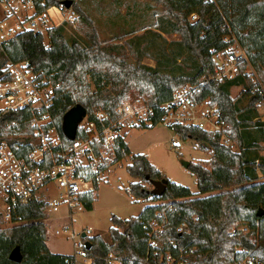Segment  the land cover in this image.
I'll return each mask as SVG.
<instances>
[{
    "label": "trees",
    "instance_id": "16d2710c",
    "mask_svg": "<svg viewBox=\"0 0 264 264\" xmlns=\"http://www.w3.org/2000/svg\"><path fill=\"white\" fill-rule=\"evenodd\" d=\"M106 1L109 7L103 6ZM121 1L100 0V9L111 8L120 18L124 14ZM126 2L125 11L142 27L134 40L125 41L126 45L103 37L87 0H36L37 12L61 4L73 6L79 36L68 33L64 22L48 30V43L44 33L26 30L0 46V77L6 78L8 63L26 62L40 76L60 83L52 115L63 136V117L78 104L89 115L94 109L114 114L133 91L152 104H162L177 88L209 79L217 64V52L227 53L239 46L247 61L233 79L201 84L196 96L198 101L207 99L218 107L234 146L197 127H171L179 136L195 139L211 154L204 161L189 164L197 192L168 179L144 153H133L126 139L120 142L114 162L129 159L127 171L136 179L126 190L148 204L137 216H112L110 241L101 235L86 236L91 242L87 253L92 264H110L111 254L118 264H160L167 254L176 264H231L233 257L246 255L264 258V156L260 154L264 121L259 112L264 100V0ZM192 14L198 18L192 20ZM175 34L177 39H168ZM226 36L234 39L226 42ZM127 47L134 57L129 56ZM146 56L156 61L154 67L142 63ZM240 85L244 90L234 96L233 89ZM241 94L247 97L246 104H242ZM28 116L14 110L0 113V145L30 141L34 131L30 123L13 125ZM94 180L98 191L102 180ZM154 181H165L162 195L145 186ZM97 191L85 197L86 209L93 208ZM46 207L47 203L38 199L11 209V221L17 223L0 228V264H68L72 254L53 253L47 246L43 221ZM3 221L0 213V224ZM182 223L186 226L181 232ZM244 226L246 232L241 230ZM16 246L21 249L22 262L9 258Z\"/></svg>",
    "mask_w": 264,
    "mask_h": 264
},
{
    "label": "built area",
    "instance_id": "2783aa9c",
    "mask_svg": "<svg viewBox=\"0 0 264 264\" xmlns=\"http://www.w3.org/2000/svg\"><path fill=\"white\" fill-rule=\"evenodd\" d=\"M41 3L43 5L45 1ZM54 8L62 14L57 25L52 23L50 13ZM74 17L73 6L61 4L37 12L36 0H0V46L26 30L45 34L51 27L72 21ZM191 19L196 20L197 16L192 14ZM232 39V36L223 38L226 42ZM214 57L217 64L209 79L177 88L165 103L155 105L147 97L139 96L136 100H123L114 114L103 109H94L92 115L87 112L74 139L62 135L52 115L60 83L40 76L26 62L8 63L6 78L0 77V113L14 110L30 114L21 122L14 121L13 125L30 123L34 131L28 142L0 145V213L6 220H11L13 207L18 204L26 206L39 199L47 203L46 215L65 206L72 220L75 213L86 209L85 197L96 193L94 177L106 180L117 164L114 161L120 142L135 128H153L158 124L170 128L193 126L219 135L223 143L234 146L227 132L228 124L222 119L218 107L212 106L207 99L198 101L196 96L201 84L236 77L240 73V65L247 61V55L242 48L235 46L227 53L217 52ZM248 71L252 69L249 67ZM259 112L260 119L264 121V100L259 104ZM172 145L180 148L182 142L173 139ZM260 154L264 156V142L260 145ZM53 192L55 194H51ZM185 226L182 223L179 231L182 232ZM241 230L246 232L247 229L242 227ZM63 231L67 232V228ZM71 237L79 252L72 254L68 264H92L85 245L86 238L74 232ZM150 244L157 246L153 240ZM108 261L110 264L119 263L112 254ZM160 264H176V261L167 254L165 259H160ZM178 264L185 263L180 261ZM231 264H264V258L258 255L237 256L233 257Z\"/></svg>",
    "mask_w": 264,
    "mask_h": 264
},
{
    "label": "rangeland",
    "instance_id": "374dc122",
    "mask_svg": "<svg viewBox=\"0 0 264 264\" xmlns=\"http://www.w3.org/2000/svg\"><path fill=\"white\" fill-rule=\"evenodd\" d=\"M99 1L100 0H87V7L98 20L103 37L114 39L116 43L123 42L125 44L127 39L134 40L137 35L142 32L141 25L136 23V17L131 16L130 13L125 11L126 0L121 1L124 14L120 18L117 17V15H113L111 8L108 10L104 9L105 11L102 12ZM104 4L108 6V1L103 3V6ZM73 11L75 16L74 20L66 21L68 24L66 26V31L68 33H73L72 35L74 36H79L77 34V30L80 27L78 14L74 7ZM50 13L53 19L52 23L55 25L59 24L62 20V14H60L58 9L54 8ZM133 24H135V26H133ZM117 35L126 36V39L120 41ZM177 38L178 36L176 34L168 35V39ZM45 40L48 43L49 38L46 33ZM134 50L139 54L136 49ZM127 53L131 58L134 57L132 50L128 47ZM142 63L153 67L156 65V61L147 56L143 57ZM243 88V85L234 88L232 91L233 95L237 96L244 90ZM239 97H241L242 104L247 103L248 100L245 94H241ZM137 98H139V96L133 91L126 99L136 100ZM1 105L2 103H0V106ZM173 139H179L182 142V147H173ZM126 140L133 153H144L147 155L152 164L163 172L168 179L189 187L193 192L198 191L195 175L185 167L183 162L204 161L210 158L211 154L202 149L195 139H185L176 134L172 128L158 124L153 128L132 129L127 134ZM129 163V159L117 163L111 169L107 179L100 182L96 200L91 210L85 209L82 212L75 213L73 219L70 220L69 212L65 206H62L57 211H50L45 216L43 221L47 226L46 243L51 252L59 254H76L79 252L74 246L71 237L72 232L81 236L83 232L88 233L90 231L87 238L93 235H101L105 240L110 241L109 228L112 226V216L116 215L126 219L140 214L148 203L143 200H136V198L126 190L129 184L136 180L127 171V165ZM145 186L149 189H154L151 183H147ZM51 194H55V192ZM16 223L17 222L4 218L3 223L0 224V228H8ZM64 228H67V232L63 231ZM57 230L61 232L57 233Z\"/></svg>",
    "mask_w": 264,
    "mask_h": 264
},
{
    "label": "water",
    "instance_id": "95a60500",
    "mask_svg": "<svg viewBox=\"0 0 264 264\" xmlns=\"http://www.w3.org/2000/svg\"><path fill=\"white\" fill-rule=\"evenodd\" d=\"M86 114H87L86 108L80 104L72 107L69 111L66 112V114L63 117L62 129L67 138L74 139L76 137L78 125ZM183 164L185 165V167L188 168L190 162L184 161ZM153 185H154V192L157 195H162L167 187L165 181H154ZM258 214L259 215L262 214V211L260 210ZM86 236L87 233L83 232L82 237L86 238ZM90 246H91V242L86 241V248L89 249ZM9 258L10 260L15 262L23 261V255L19 246H16L11 251Z\"/></svg>",
    "mask_w": 264,
    "mask_h": 264
},
{
    "label": "bare ground",
    "instance_id": "6f19581e",
    "mask_svg": "<svg viewBox=\"0 0 264 264\" xmlns=\"http://www.w3.org/2000/svg\"><path fill=\"white\" fill-rule=\"evenodd\" d=\"M64 133V132H63ZM65 135V134H64ZM86 245V244H85Z\"/></svg>",
    "mask_w": 264,
    "mask_h": 264
},
{
    "label": "crops",
    "instance_id": "0c3cea01",
    "mask_svg": "<svg viewBox=\"0 0 264 264\" xmlns=\"http://www.w3.org/2000/svg\"><path fill=\"white\" fill-rule=\"evenodd\" d=\"M127 141V140H126Z\"/></svg>",
    "mask_w": 264,
    "mask_h": 264
}]
</instances>
